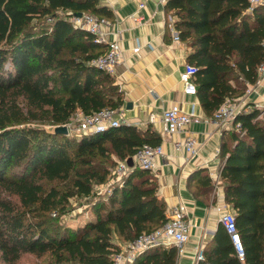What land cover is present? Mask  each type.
<instances>
[{
	"label": "trees",
	"instance_id": "trees-1",
	"mask_svg": "<svg viewBox=\"0 0 264 264\" xmlns=\"http://www.w3.org/2000/svg\"><path fill=\"white\" fill-rule=\"evenodd\" d=\"M165 8L190 49L199 102L213 117L258 79L264 6L167 0ZM78 12L113 15L99 0H0V264H17L24 254L47 264H112L120 251L116 240L129 242L168 218L153 175L142 169L93 204V219L84 224L61 228L52 215L66 212L73 197L89 198L117 160L160 143L157 134L129 124L79 137L43 127L65 125L78 111L90 115L123 104L114 76L91 64L107 45L73 26ZM236 118L241 128L233 131V146L223 144L220 180L245 257H237L221 224L197 264H264V106L251 105ZM148 251L131 264H176L173 246L151 262L142 259Z\"/></svg>",
	"mask_w": 264,
	"mask_h": 264
},
{
	"label": "crops",
	"instance_id": "crops-1",
	"mask_svg": "<svg viewBox=\"0 0 264 264\" xmlns=\"http://www.w3.org/2000/svg\"><path fill=\"white\" fill-rule=\"evenodd\" d=\"M99 1L113 11L108 19L110 24L104 30H119L123 50L122 61L113 75L123 92L120 117L127 124L160 137L164 155L155 159V170L150 172L158 185L157 194L165 202L167 212L182 205L190 222L189 239L182 251L171 243L150 248L142 259L147 257L151 262L155 254L173 246L178 252L176 264H197V251L212 242L221 227L220 216L228 206L220 180V155L225 142L228 146L234 145L231 136L236 130L235 123L219 126L213 117L207 116L197 95L184 93L180 73L188 63L190 49L181 39L174 40L169 28L174 17L160 0ZM140 3H144L142 8ZM137 15L142 17V23L133 19ZM116 37L111 33L107 39L111 41ZM137 46H140L139 51L133 52ZM246 85L239 97L230 99L236 102L239 110L249 109L251 105L262 108L264 80L250 91L247 89L251 84ZM173 105L194 112L195 121L183 132L168 135L160 116ZM189 135L199 144V152L193 157L188 156L183 146L175 147V142H183ZM205 177L211 179L210 184H205ZM116 242L120 246L127 243Z\"/></svg>",
	"mask_w": 264,
	"mask_h": 264
},
{
	"label": "built area",
	"instance_id": "built-area-1",
	"mask_svg": "<svg viewBox=\"0 0 264 264\" xmlns=\"http://www.w3.org/2000/svg\"><path fill=\"white\" fill-rule=\"evenodd\" d=\"M160 2L165 5L167 0H160ZM251 3L253 5L264 6V0H251ZM143 6L144 3H140L139 7L142 8ZM133 19L138 23H142V17L139 15L133 16ZM72 24L75 28H80L91 33L94 36L95 42L107 45L106 51L103 54L94 57L91 60V64L112 76L115 75L117 66L123 58V50L119 43V30L113 32L105 31L104 27L108 26L110 21L106 18H99L93 14H82L81 17L73 16ZM169 28L172 32L174 40L179 41L180 38L173 25V20L170 22ZM111 33L115 34L117 37L116 39L109 41L107 36ZM139 49L140 46H137L133 49V52H137ZM195 72V66L187 63L180 73V80L185 94L196 95L197 85L194 79ZM263 80L264 62L258 68V79L256 83L249 85L247 90H252L253 86L260 84ZM242 110L238 109L235 101L228 98L220 106L213 118L215 122L222 127L227 125L229 122L231 123L234 121L235 129L239 131L241 123L236 121V117ZM80 115L81 120L76 128L69 127V123L65 124L68 128V134L71 131H77L76 133L81 136L84 134L102 132L108 128L116 127L121 124H127V121L120 117L119 110L117 109L105 108L90 115H84L83 113H80ZM160 121L162 122L166 134L173 135L186 130L187 127L195 121V114L194 112L184 111L178 105H173L162 111ZM182 146L187 151L189 157L196 156L199 152V144L192 135L187 136L183 142H175L176 148H180ZM163 155L164 150L161 144H143L132 157V167L128 165L127 159L117 160L113 172L114 177L116 180L122 179V181H124L123 178L128 176L135 169L153 172L155 170V159ZM122 184L120 186H122ZM228 208L229 207L227 206V209H225V211L221 214L220 223L229 235L237 257L243 261L245 257L243 241L236 226L235 214L230 210V208ZM189 223L186 211L182 205L172 207L168 211L167 221L163 225L151 232L140 234L135 239L127 242L124 249H121L114 255L112 264H131L136 257L144 251L153 247L167 246L171 243L175 244L179 247V250L182 251L183 245L189 239ZM196 257L197 262L204 258L203 249H199L197 251Z\"/></svg>",
	"mask_w": 264,
	"mask_h": 264
},
{
	"label": "rangeland",
	"instance_id": "rangeland-1",
	"mask_svg": "<svg viewBox=\"0 0 264 264\" xmlns=\"http://www.w3.org/2000/svg\"><path fill=\"white\" fill-rule=\"evenodd\" d=\"M89 14V13H86ZM98 17V16H97ZM72 22V18H71ZM81 115L76 112L69 120V127L76 128L80 123ZM47 130L53 131L55 128L52 125H44ZM57 127V126H55ZM77 132V131H76ZM71 131L68 135L71 137H79L78 133ZM116 159V158H114ZM117 160V159H116ZM117 163V162H116ZM116 163L109 167V175L105 182L97 183L94 186V193L89 198H77L70 199V205L64 213H53L56 217V223L59 227L74 226L84 224L86 220L93 219V213L91 206L99 200H106L108 195L116 186H120L124 181L116 180L114 177V169ZM124 180V178H123ZM120 250L124 249L127 243H121ZM17 264H47L46 259H37L33 255L24 254Z\"/></svg>",
	"mask_w": 264,
	"mask_h": 264
},
{
	"label": "water",
	"instance_id": "water-1",
	"mask_svg": "<svg viewBox=\"0 0 264 264\" xmlns=\"http://www.w3.org/2000/svg\"><path fill=\"white\" fill-rule=\"evenodd\" d=\"M74 16L81 17L82 13L78 12ZM129 106H131V105H129ZM54 131L57 133H62V134L68 135V128L65 125L55 127ZM127 163L130 167H132L133 166V158H128Z\"/></svg>",
	"mask_w": 264,
	"mask_h": 264
}]
</instances>
